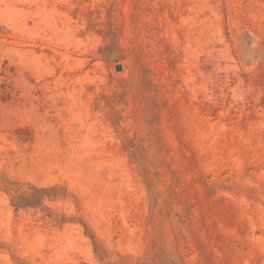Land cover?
I'll return each instance as SVG.
<instances>
[{"label": "rangeland", "instance_id": "obj_1", "mask_svg": "<svg viewBox=\"0 0 264 264\" xmlns=\"http://www.w3.org/2000/svg\"><path fill=\"white\" fill-rule=\"evenodd\" d=\"M0 264H264V0H0Z\"/></svg>", "mask_w": 264, "mask_h": 264}]
</instances>
